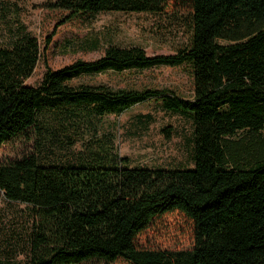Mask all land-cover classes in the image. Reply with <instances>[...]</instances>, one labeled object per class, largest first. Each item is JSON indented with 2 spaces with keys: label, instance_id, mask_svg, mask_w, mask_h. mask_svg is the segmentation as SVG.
<instances>
[{
  "label": "trees",
  "instance_id": "obj_1",
  "mask_svg": "<svg viewBox=\"0 0 264 264\" xmlns=\"http://www.w3.org/2000/svg\"><path fill=\"white\" fill-rule=\"evenodd\" d=\"M46 8L101 12L186 13L190 41L175 54L148 56L139 46H108L90 62L46 68L24 84L40 59L24 34L0 47V147L38 125L96 131L93 120L119 116L148 100L192 122L187 169L129 168L105 142L76 164L44 165L31 154L0 165V191L32 210L27 256L18 264H264V141H232L264 132V0H55ZM189 64L193 96L166 89L77 84L86 76ZM162 133L169 137V128ZM178 214L190 224V250L140 248L154 220ZM0 264H7L0 261Z\"/></svg>",
  "mask_w": 264,
  "mask_h": 264
},
{
  "label": "rangeland",
  "instance_id": "obj_2",
  "mask_svg": "<svg viewBox=\"0 0 264 264\" xmlns=\"http://www.w3.org/2000/svg\"><path fill=\"white\" fill-rule=\"evenodd\" d=\"M55 0H0V47L9 48L24 34L37 39L40 59L27 86H37L46 68L57 70L76 61H95L108 46L141 47L146 55H170L185 48L190 41V22L186 13L101 12L78 15L59 25L50 44L46 37L65 11L45 7ZM84 85H104L110 89H166L191 99L193 76L189 64L159 66L144 70H126L86 76L76 81ZM96 131L85 127L79 131L57 125H38L9 140L0 147V165L35 155L44 165L76 164L88 158L94 142H105L108 151L128 159L129 168L187 169L192 162V122L188 115L162 109L160 100L135 105L119 116L108 115L93 120ZM169 128V137L162 133ZM232 141H264V132L252 135L244 130ZM251 140V141H250ZM32 218L30 207L8 201L0 191V261L24 263ZM190 224L178 214L154 220L137 237L140 248L167 252L192 248ZM109 264H130L118 259Z\"/></svg>",
  "mask_w": 264,
  "mask_h": 264
}]
</instances>
